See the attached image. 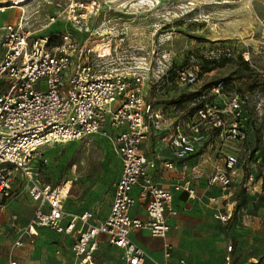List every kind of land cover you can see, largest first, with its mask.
<instances>
[{"label": "built area", "instance_id": "built-area-1", "mask_svg": "<svg viewBox=\"0 0 264 264\" xmlns=\"http://www.w3.org/2000/svg\"><path fill=\"white\" fill-rule=\"evenodd\" d=\"M29 1L0 0V15L12 9L21 14L18 22L0 21L4 31L0 56V199L12 193L15 174L21 173L30 181L28 193L36 204L32 221L20 231L14 247H23V239L33 243L38 229L46 228L75 239L72 251L77 264H97L100 235L122 251L120 264H174L171 243H164V262L160 263L131 234L148 231L150 237L167 239L171 220L179 216L176 194L205 202L215 219L229 223L235 207L231 202L225 206L222 200L231 194L239 159L235 149L228 146L246 141L244 101L237 93L224 94L226 82L218 80L210 91L220 99L204 103L192 116L176 105L173 112L166 113L147 98L152 62L130 53L124 35L128 28L122 27V33L113 39L105 37L103 23L89 25L101 8L98 0H68L64 10L43 14L45 28L64 18L77 31L38 38H33L37 34L30 29ZM51 39L59 42L52 45ZM170 54H159L158 78L170 71ZM198 72L188 67L177 69L173 83L180 89L192 87L200 80ZM259 77L264 89V71ZM154 135H168L175 160L146 155L144 147ZM94 138L105 139L121 163L109 213L97 223L90 211L77 214L66 210L64 201L71 190L68 184L54 185L34 178L29 166L41 147ZM211 141L217 150L206 152ZM212 157L216 161L223 158L224 168L216 165L207 172L205 163ZM160 170L178 171L181 177L171 188H165L154 176ZM203 177L207 190L200 196L195 184ZM138 202L143 204L146 219L132 216ZM227 250L225 264H233V245ZM9 264L18 261L12 259ZM178 264H186V260L179 259Z\"/></svg>", "mask_w": 264, "mask_h": 264}, {"label": "rangeland", "instance_id": "rangeland-1", "mask_svg": "<svg viewBox=\"0 0 264 264\" xmlns=\"http://www.w3.org/2000/svg\"><path fill=\"white\" fill-rule=\"evenodd\" d=\"M98 2L101 8L91 17L89 25L103 23L105 37L113 39L122 33V27L128 28L124 35L130 53L146 56L152 62V79L146 84L147 98L162 106L164 112H173L172 107L178 104L179 110L189 114L199 104L220 99L211 93L210 86L224 79L229 83L224 94L237 93L244 101L246 141L228 146L229 150L235 149L239 161L231 194L228 200H222L225 206L231 202L235 207L231 225L227 228V224L215 220L207 206L182 203L180 226L171 233L170 239L189 264H225L229 245H233V264H264V89L259 77L264 71V0ZM68 4V0H30L26 10L31 19L30 29L37 34L33 38L66 31L76 34L77 30L64 18L44 27L43 14L54 15ZM20 15L18 9H12L2 18L8 23L18 22ZM3 35L0 29V56ZM162 52L171 53V66L166 75L158 78ZM211 59L217 60L220 66L204 73L199 82L190 87V91L200 92L198 99L180 97L183 89L173 83L174 69L188 67L198 71L201 64ZM208 144L206 152L217 150L213 141ZM253 149H258L255 155ZM215 160L212 157L209 162L215 163ZM217 160L218 166L224 168V159ZM29 166L34 178L71 187L66 200L69 210H91L100 220L109 207L113 185L121 170L112 147L102 138L90 142L51 143L37 151ZM14 179L12 193L0 199V204L4 205L0 209V262H6L8 251L13 248V255L20 264H75L72 251L75 239L47 229H40L39 238L31 245L23 239L26 245L23 250L14 247L17 236L11 226L13 216L18 217L22 226L28 225L36 208L28 193L29 179L21 173H16ZM242 188L244 195L236 199ZM117 259L116 250L105 249L98 260L114 264Z\"/></svg>", "mask_w": 264, "mask_h": 264}, {"label": "crops", "instance_id": "crops-1", "mask_svg": "<svg viewBox=\"0 0 264 264\" xmlns=\"http://www.w3.org/2000/svg\"><path fill=\"white\" fill-rule=\"evenodd\" d=\"M11 11V10H8V12ZM5 15V14H3ZM0 21L3 22V23H6L8 21H4L3 18H2V15H0ZM13 22V21H11ZM163 135H154L152 136L153 138L150 139V141L145 145L144 147V151L146 153L147 156L149 157H156L158 160H175V157L171 151V148L169 147V144L167 142V136L165 135V138L164 136L162 137ZM209 160H211L209 158ZM209 160L205 163V169L206 171H210L212 169L213 166H216L218 165V160L214 163H210ZM121 171V170H120ZM154 176H155V179L157 180V182H159L163 187L165 188H171L172 185L177 182L179 180V178L181 177L180 173L178 171H162L160 170V172H157V173H154ZM196 188L198 189L197 192L200 196H204L206 195V178L203 177V179L199 180L196 182ZM70 194V193H69ZM112 195V194H111ZM70 197V195H68L64 201V204H65V208L67 211L69 212H72V213H77V214H82L84 212H87V211H90L93 213V211L91 210H84V211H81V212H78V211H73V210H69L67 208V205H66V200H68V198ZM112 197V196H111ZM111 197H110V204H111ZM190 202H193V203H198V204H202L204 206H207L208 209H209V213L211 214V216L213 217V214H212V209H211V206L207 205L205 202H201L199 200H196V201H189L187 200L186 198V194H176V207L179 209V215H180V204H186V203H190ZM35 204V203H34ZM110 204H109V207L106 208V211H105V215L101 218H98L94 213H93V219L92 221L94 223H97L99 221H104V219L107 217L108 213H109V210H110ZM143 204L141 203H137L136 207L133 209L132 211V216H138L142 219H146L147 215H146V211L145 209L143 208L142 206ZM35 207H36V204H35ZM14 218L12 219V223H11V226L12 228L14 229L15 231V235L17 236L15 241L17 240L18 238V235H19V232L24 229L27 225H24L22 226V224L20 223V220L18 219V217L15 215L13 216ZM214 218V217H213ZM215 219V218H214ZM217 220V219H215ZM218 221V220H217ZM171 224H172V228H171V231L168 235V238L167 239H158V238H153V237H150V234L148 231H135L131 234V236L134 238V241H136L140 246H142L150 255L153 259H155L156 261L160 262V263H163L164 262V255H163V247H164V243L166 242H169L171 243L173 246H174V264H178V260L179 259H185L186 260V264H189L188 262V259L187 257H185L184 255L180 254L178 252V249L177 247L174 245V242L172 241V239H170V235L171 233L174 231V230H177L179 229V226H180V222H179V216L173 220H171ZM220 222V221H219ZM222 223V222H221ZM40 229H46V228H39L38 229V233H39V230ZM49 230V232H53V233H56L55 231H52L50 229H47ZM58 234V233H56ZM58 235H62L63 237H67V238H72L70 236H66V235H63V234H58ZM40 236V235H39ZM39 236L36 238V240L39 238ZM107 238L105 235H100V237H98V242H99V245H98V249H97V254H96V259H97V264H108L106 261H101L99 262V258H101V254L103 252V250L105 249H114L116 250V252H118V259L117 261L114 263V264H120L122 263V251L118 248H116L115 246H112L110 245L108 242H107ZM15 241L13 243H15ZM28 245H31L30 242H27ZM26 246V245H25ZM25 246L23 247H20L19 249L20 250H23L25 248ZM148 248L150 249H154L156 248L157 250H154V251H151L149 250ZM228 248V247H227ZM18 249V250H19ZM13 251L14 249H10L8 251V255H7V260L6 262H0V264H9V262L12 260V259H15L18 261V264H20L19 260L17 257H15V254L13 255ZM225 261V259H224ZM75 264H77L76 260H75Z\"/></svg>", "mask_w": 264, "mask_h": 264}, {"label": "trees", "instance_id": "trees-1", "mask_svg": "<svg viewBox=\"0 0 264 264\" xmlns=\"http://www.w3.org/2000/svg\"><path fill=\"white\" fill-rule=\"evenodd\" d=\"M58 42H59V41H57V40H55V39H51V43H50V44L53 45V44H57ZM219 66H220V64H219L218 61L215 60V59L206 60L203 64H201V67H200V69H199L200 72H198V74H199L200 77H202V75H203L204 73L210 72V71L214 70L215 68H217V67H219ZM174 70H175V71H174V76H175V73H176V70H177V69H174ZM173 78H174V77H173ZM224 80H225V82H226V89H227V88H229V83H228V81H227L226 79H224ZM213 84H214V83H213ZM210 87H212V85H211ZM189 88H190V87H187V88L183 89L182 92H181V94H180V97H181V96L184 97V98L189 97L188 100H197V99H198V96H200V92H198V91H190L191 89H189ZM180 99H181V98H180ZM177 105H178V104H177ZM177 105H176V106H177ZM203 105H205V104L202 103V104H199V105L193 107L192 110L189 112V115H190V116L194 115V113H196L197 110H198L200 107H202ZM177 108H178V107H177ZM178 110H179V108H178ZM179 111H182V110H179ZM182 112H184V111H182ZM245 129H246V128H245ZM245 129H244V130H245ZM245 132H247V130H245ZM253 152H254V155H255V153L258 152V149H253L252 153H253ZM263 157H264V153H263ZM244 193H245V189L242 188V189L239 191L238 195L236 196V199H238V198L241 199V197H242V195H244ZM233 201H234V199H233ZM233 216H234V215H233ZM231 221H232V219H230L229 223L227 224V228L229 227V225H231ZM252 264H253V263H252Z\"/></svg>", "mask_w": 264, "mask_h": 264}]
</instances>
